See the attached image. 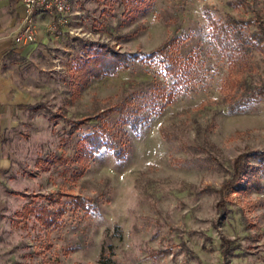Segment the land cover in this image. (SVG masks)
I'll return each mask as SVG.
<instances>
[{"label": "rangeland", "instance_id": "1", "mask_svg": "<svg viewBox=\"0 0 264 264\" xmlns=\"http://www.w3.org/2000/svg\"><path fill=\"white\" fill-rule=\"evenodd\" d=\"M146 5L70 0L62 40L20 69L33 103L0 132V264H264V179L259 189L243 181L220 191L235 156L264 152V97L228 110L227 67L205 16L264 25V0ZM174 36L180 55L197 52L202 73L138 131L120 123L116 106L153 96V85L167 81L159 63L129 56L112 74L75 81L99 44L141 57ZM241 74L264 85V55L251 50ZM94 130L120 137L126 152L116 158L102 147L79 174L76 157ZM54 203L64 209L47 224L42 207Z\"/></svg>", "mask_w": 264, "mask_h": 264}, {"label": "trees", "instance_id": "2", "mask_svg": "<svg viewBox=\"0 0 264 264\" xmlns=\"http://www.w3.org/2000/svg\"><path fill=\"white\" fill-rule=\"evenodd\" d=\"M143 1L145 4L140 5ZM126 3L128 2L126 1ZM129 3V10H146L147 7L146 0H129ZM149 3H151V0H149ZM205 16L210 26V40L227 67V77L224 81V99L229 103L228 110H240L250 103L259 101L264 97V85L247 84L241 77V73L242 68L249 64L251 50H257L264 55L263 23L260 20L255 21L252 18L244 17H229L221 20L214 18L207 11ZM178 41L179 38L176 36L170 37L141 57L138 56V53L121 52L107 44H99L100 48L93 50L89 58L76 68L75 81L85 85L92 77L97 78L101 75L112 74L118 68L128 65L129 56L136 57V59L147 57L149 60L159 63L163 73L167 76V81H161L153 85L154 95L149 99H145L147 97L145 95L142 98L143 100L140 99V102L125 100L119 106H116L120 111V123L128 124L134 131H138L139 125L147 121L153 112L162 109L172 101L178 88L185 86L194 74L202 73L201 66L195 61V56L198 55L197 52H191L187 56L180 55L178 52ZM156 96L159 97L160 101H157ZM109 110H112V108H109ZM81 122H76L73 128L79 127ZM83 139L88 142V146L83 154L76 157L81 161L79 174L85 169L88 160L102 147L109 148L116 158L123 157L127 149L120 137L118 139H110L108 136L103 137L97 130L85 134ZM251 157L257 158L255 164L251 163ZM261 178L264 179V152L256 150L240 152L233 159L231 173L222 183L220 191H226L232 185L243 181L249 182L259 189L261 187ZM13 193L23 196L27 195L25 192L17 190H14ZM53 202L57 204L59 199L54 198ZM55 203L50 208L42 207L43 216L45 217L43 221L47 224L51 222L49 220L50 217L54 219L64 209L63 205L58 204L56 206ZM75 205L81 208L89 206L78 198L75 199ZM222 243H224V248L226 246H228V249L234 247L231 246L230 241L226 238L222 239ZM223 251L225 252L226 249Z\"/></svg>", "mask_w": 264, "mask_h": 264}, {"label": "crops", "instance_id": "3", "mask_svg": "<svg viewBox=\"0 0 264 264\" xmlns=\"http://www.w3.org/2000/svg\"><path fill=\"white\" fill-rule=\"evenodd\" d=\"M21 12V0H0V132L20 119L22 106L33 103L26 92L24 72L20 69L28 61L46 54L63 36L60 29L64 23L38 9L35 13L38 24L35 41L16 49L13 37Z\"/></svg>", "mask_w": 264, "mask_h": 264}, {"label": "built area", "instance_id": "4", "mask_svg": "<svg viewBox=\"0 0 264 264\" xmlns=\"http://www.w3.org/2000/svg\"><path fill=\"white\" fill-rule=\"evenodd\" d=\"M21 7L19 25L13 37L16 49L35 41L38 31L35 13L38 9L54 16L55 21L65 23L70 0H21Z\"/></svg>", "mask_w": 264, "mask_h": 264}]
</instances>
